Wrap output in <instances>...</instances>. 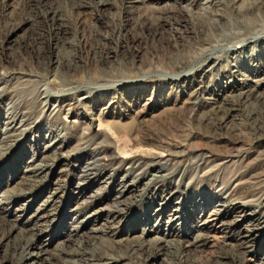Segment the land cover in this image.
<instances>
[{
    "label": "rangeland",
    "instance_id": "374dc122",
    "mask_svg": "<svg viewBox=\"0 0 264 264\" xmlns=\"http://www.w3.org/2000/svg\"><path fill=\"white\" fill-rule=\"evenodd\" d=\"M0 264H264V0H0Z\"/></svg>",
    "mask_w": 264,
    "mask_h": 264
},
{
    "label": "bare ground",
    "instance_id": "6f19581e",
    "mask_svg": "<svg viewBox=\"0 0 264 264\" xmlns=\"http://www.w3.org/2000/svg\"><path fill=\"white\" fill-rule=\"evenodd\" d=\"M29 259V258H28Z\"/></svg>",
    "mask_w": 264,
    "mask_h": 264
}]
</instances>
